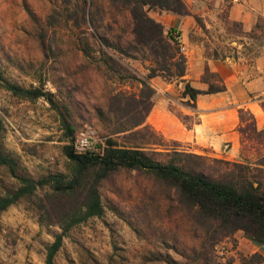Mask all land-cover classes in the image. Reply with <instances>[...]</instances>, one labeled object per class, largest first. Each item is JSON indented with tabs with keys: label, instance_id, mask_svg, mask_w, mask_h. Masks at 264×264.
<instances>
[{
	"label": "rangeland",
	"instance_id": "1",
	"mask_svg": "<svg viewBox=\"0 0 264 264\" xmlns=\"http://www.w3.org/2000/svg\"><path fill=\"white\" fill-rule=\"evenodd\" d=\"M95 1L93 17L103 31L114 34L113 29L125 27V18L117 10L127 9L134 0ZM182 2L187 15L159 6H146L144 11L165 30L173 28V35L180 34L187 67L189 59L201 63L204 58L206 66L202 70L200 64H192L189 75L193 78L188 82L187 77L174 82L161 77L151 79L157 93L154 104L161 99L169 102L175 113L188 118L189 124L199 121V114L193 113L199 102L216 106L215 112L235 108L238 130L239 111L243 110L244 124L253 115L246 107H237L247 92L252 91L251 101L260 106L264 102V0ZM83 5V0H0V74L11 84L52 94L61 109V113L54 110L47 96L33 100L17 97L0 81V147L15 159L21 173L35 180L50 174L70 175L71 163L63 152L68 144L63 116L75 126L73 144L80 133L93 132L102 150L109 139L120 146H138L148 152L180 149L175 142L153 136L145 129L110 136L107 127L113 128L116 123L130 127L135 121L124 118L121 112L116 118L98 120L95 108L107 115L111 94L137 93L140 86L135 81L120 80L100 61L99 48L89 36L92 21L88 17L85 22ZM256 24L259 27L253 34ZM86 52H91L92 58ZM208 60L218 72L209 68ZM124 64L131 69L130 74L145 78L151 63L127 59ZM206 68L219 76L226 91L201 94L194 104L183 97V91L186 83L197 90H207L201 80ZM198 71L203 74L197 79L194 77ZM233 101L236 104H231ZM112 104L119 106L118 101ZM183 111L192 114L188 116ZM240 144V159L231 162H245L242 154L251 163L264 156V148L254 141L240 138ZM155 158L164 160L165 156L156 154ZM18 187L17 180L0 165V197ZM161 191L151 178L136 172L120 171L103 181V214L69 231L55 264H200L199 237L183 217L168 219V203ZM47 193L39 190L32 201L22 199L2 214L0 264H45L47 248L61 232L58 226L45 225L58 219L56 211L42 209ZM170 213L178 215L173 209ZM261 248L238 231L218 241L214 255L220 264H264Z\"/></svg>",
	"mask_w": 264,
	"mask_h": 264
},
{
	"label": "trees",
	"instance_id": "2",
	"mask_svg": "<svg viewBox=\"0 0 264 264\" xmlns=\"http://www.w3.org/2000/svg\"><path fill=\"white\" fill-rule=\"evenodd\" d=\"M83 2L84 20L88 22L90 18L92 21L93 31L89 36L99 48L100 61L120 80L129 83L135 81L140 86L137 93L111 94L107 115L101 108H95L98 120L103 122L109 116L116 118L121 112L124 118L135 121L130 127L123 123H116L113 128L107 127L110 136L126 134L137 128L159 136L151 127H142L154 106L156 95L150 80L156 77L168 82L183 79L187 74V57L182 51L180 34L173 35V28L165 30L162 24L146 14L144 8L159 6L179 15H187L186 6L182 0H134L127 9L117 10L125 18V27L113 29L114 34H110L103 31L93 17L97 9L96 1ZM258 27L256 24L253 34ZM86 56L92 58L93 54L86 52ZM127 59L149 60L151 64L147 77L130 74L131 69L124 64ZM201 80L208 86L207 90L200 91L186 83L183 91V97L194 104L201 94L226 91L223 81L208 68ZM0 81L7 90L22 99L33 100L47 96L48 103L61 113L52 94L44 95L40 90H27L11 84L1 74ZM117 101L119 106L114 107L112 103ZM261 106L264 109V102ZM239 114L241 125L238 132L241 138L252 140L264 148V129L258 130L253 115L244 124L246 120L242 109ZM179 118L188 124V118ZM62 121L67 130L68 144L63 152L71 163L70 175L50 174L35 180L21 173L15 159L0 147V165L19 183L15 191L0 197V220L9 207L22 199L32 201L39 190L48 192L46 205H42V209L56 211L58 216L55 222L45 223L58 226L61 230L47 248L45 264H55V257L62 248L64 238L73 227L103 214L100 185L120 171L147 176L153 180L154 186L156 184V187L162 189V197L168 203V219L183 217L199 237L200 264H220L214 255L216 243L238 231L243 232L251 243L264 248V156L251 163L242 154L245 162H231L176 150L166 153L148 152L138 146H120L111 139L106 142L100 154H78L73 144L75 126L64 116ZM156 154L164 155L165 159H156ZM171 209L176 210L178 215H172Z\"/></svg>",
	"mask_w": 264,
	"mask_h": 264
},
{
	"label": "crops",
	"instance_id": "3",
	"mask_svg": "<svg viewBox=\"0 0 264 264\" xmlns=\"http://www.w3.org/2000/svg\"><path fill=\"white\" fill-rule=\"evenodd\" d=\"M204 61L198 63L188 60L187 74L185 82L189 81V78H193L189 75L190 67L192 64L201 65V69L205 68ZM209 68L212 71H219L213 69L212 61H207ZM198 76L194 78H200L201 73L198 71ZM250 93L247 92V97L243 99L237 106L246 107L249 109L255 120L258 130L264 129V109L258 103L251 101ZM157 95V93H156ZM207 100V99H206ZM166 101V100H164ZM197 103V101H196ZM231 104H236L233 101ZM216 106H204L200 102L198 108L193 110V113L199 114V121L189 124H185L171 108L169 102H163L161 99L154 104L150 114L147 116L143 126L151 127L158 135L164 137L168 142H175L180 145L178 151L189 152L193 154L209 155L215 158H221L229 161H239L240 159V134L237 126L239 123L237 109L229 108L223 111L215 112ZM183 114H192L189 111H183ZM181 116H183L181 114ZM189 116V115H188ZM182 118V117H181ZM230 144V145H229ZM246 239V238H245ZM247 240V239H246ZM264 253V248H261Z\"/></svg>",
	"mask_w": 264,
	"mask_h": 264
},
{
	"label": "built area",
	"instance_id": "4",
	"mask_svg": "<svg viewBox=\"0 0 264 264\" xmlns=\"http://www.w3.org/2000/svg\"><path fill=\"white\" fill-rule=\"evenodd\" d=\"M74 148L78 154L102 153L100 145H98L96 139L93 137V132L80 133L74 144Z\"/></svg>",
	"mask_w": 264,
	"mask_h": 264
}]
</instances>
